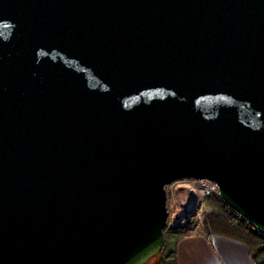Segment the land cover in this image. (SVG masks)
<instances>
[{
  "label": "water",
  "instance_id": "95a60500",
  "mask_svg": "<svg viewBox=\"0 0 264 264\" xmlns=\"http://www.w3.org/2000/svg\"><path fill=\"white\" fill-rule=\"evenodd\" d=\"M181 178L264 237V0H0V264H146Z\"/></svg>",
  "mask_w": 264,
  "mask_h": 264
},
{
  "label": "built area",
  "instance_id": "2783aa9c",
  "mask_svg": "<svg viewBox=\"0 0 264 264\" xmlns=\"http://www.w3.org/2000/svg\"><path fill=\"white\" fill-rule=\"evenodd\" d=\"M164 188L167 208L164 230L173 233L191 226L194 232H204L205 218L214 209L209 201L217 195L216 182L208 178H181Z\"/></svg>",
  "mask_w": 264,
  "mask_h": 264
},
{
  "label": "crops",
  "instance_id": "0c3cea01",
  "mask_svg": "<svg viewBox=\"0 0 264 264\" xmlns=\"http://www.w3.org/2000/svg\"><path fill=\"white\" fill-rule=\"evenodd\" d=\"M176 264H256L248 245L219 234L189 231L178 235Z\"/></svg>",
  "mask_w": 264,
  "mask_h": 264
},
{
  "label": "trees",
  "instance_id": "16d2710c",
  "mask_svg": "<svg viewBox=\"0 0 264 264\" xmlns=\"http://www.w3.org/2000/svg\"><path fill=\"white\" fill-rule=\"evenodd\" d=\"M209 203L214 209L205 218L204 232L223 235L246 243L254 262L256 264H264V237L256 232L254 225L237 214L217 195L212 196ZM177 237L173 242L174 247L171 251L173 254L170 260L169 254H163L165 249V243H163L162 250L154 256L156 257L154 264H176L175 243Z\"/></svg>",
  "mask_w": 264,
  "mask_h": 264
},
{
  "label": "rangeland",
  "instance_id": "374dc122",
  "mask_svg": "<svg viewBox=\"0 0 264 264\" xmlns=\"http://www.w3.org/2000/svg\"><path fill=\"white\" fill-rule=\"evenodd\" d=\"M189 231H192L191 226L185 227L182 230H179V231L173 232V233H170V232H167L166 230H163V243H165V249L163 251V254H169V260L173 254L171 251L174 247L173 242H174L175 238L178 235H181V234L189 232ZM155 260H156V257L149 260L146 264H154Z\"/></svg>",
  "mask_w": 264,
  "mask_h": 264
}]
</instances>
